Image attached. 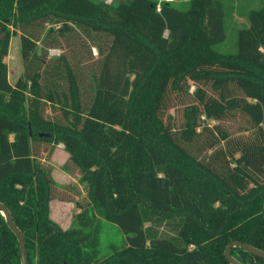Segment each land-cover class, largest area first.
<instances>
[{"label": "trees", "instance_id": "trees-1", "mask_svg": "<svg viewBox=\"0 0 264 264\" xmlns=\"http://www.w3.org/2000/svg\"><path fill=\"white\" fill-rule=\"evenodd\" d=\"M246 16L230 52L218 48L229 32L215 0H0V203L28 264H231L234 241L264 251V3ZM13 28L24 63L14 85L5 61ZM79 29L101 57L88 103L65 53L36 60L43 32L47 55L61 46L54 33ZM184 95L195 102L176 124L168 111ZM239 116L237 133L222 125ZM59 143L64 169L86 187L68 228L50 202L75 200L58 193L72 188L40 158ZM102 220L126 241L104 256ZM230 252L264 264L245 247ZM0 264H22L2 214Z\"/></svg>", "mask_w": 264, "mask_h": 264}, {"label": "rangeland", "instance_id": "rangeland-1", "mask_svg": "<svg viewBox=\"0 0 264 264\" xmlns=\"http://www.w3.org/2000/svg\"><path fill=\"white\" fill-rule=\"evenodd\" d=\"M110 3L112 0H104ZM167 2H176L177 0H159ZM219 2L224 9L226 14V23L229 32V39L220 44L218 48L223 51H236V29L239 27H244L248 25L247 12L252 8H259L264 3V0H215ZM61 23H49L47 25V30L49 27L53 29H58ZM15 29V28H13ZM16 34L12 37L9 53L5 57V61L8 65L9 81L12 85L16 83L18 78L24 73V63L21 54V31L20 29H15ZM46 36V31L42 33V39ZM55 38L61 43V46L51 47L46 55L45 49L42 45V39L38 42V47L36 50V60L37 58L42 59H55L60 54L65 53L69 58L70 62L74 66V69L78 75L83 99L86 103L90 102L93 96L94 81L96 76H98L101 66V57L99 55V50L97 46L93 45L92 39L85 36L82 30H77L76 32L69 33L65 39L58 33H54ZM102 40L104 36L101 37ZM99 41V38H98ZM195 90V85L192 84L190 88V93ZM192 95H184L183 98L175 96L173 100V107L168 111L171 115V120L176 124H179L182 120L180 113L181 108L189 103H194ZM51 109L47 108V112L50 113ZM211 126L218 123L215 120L207 121ZM222 125L228 128L231 132L237 133V130L245 125V120L240 116L236 119H227L222 121ZM264 125V124H263ZM67 151L63 143H59L54 148L53 152L48 155L47 152L41 151L40 158L46 164H50L53 168V174L55 180L62 185H69L72 189L59 190V195L73 197V206L65 203L62 206L61 201L53 200L51 202V213L50 216L53 220L61 222V225L68 227L69 225H76L78 222L74 219V215L77 214L75 208H77V201H84L86 198V187L84 183L79 181L80 175L76 172L71 175L64 169V164L68 160ZM72 209L70 210V208ZM75 207V208H74ZM81 211V209H79ZM70 223V224H69ZM67 224V225H65ZM149 225V224H147ZM69 226V227H70ZM125 235L122 231L112 223L102 220L101 222V232H100V251L101 255L104 256L112 251L114 247H119L125 244Z\"/></svg>", "mask_w": 264, "mask_h": 264}, {"label": "water", "instance_id": "water-1", "mask_svg": "<svg viewBox=\"0 0 264 264\" xmlns=\"http://www.w3.org/2000/svg\"><path fill=\"white\" fill-rule=\"evenodd\" d=\"M0 214L5 216V218L8 222V225L10 226L11 230L15 233V235L17 236V238L20 242L21 253H22V264H28L27 256H26L25 238H24L22 232L19 230V228L15 224V222L13 221V218H12V215H11L9 208L4 203H0ZM234 246L245 247L246 249H248L250 252L254 253L255 255H258V256L264 258V251L263 250H260V249L254 247L248 243H242V242L234 241V242H231L227 246L226 251H225L226 258L228 259V261L231 264H241L239 261L234 259L231 255L230 251H231V248Z\"/></svg>", "mask_w": 264, "mask_h": 264}, {"label": "crops", "instance_id": "crops-1", "mask_svg": "<svg viewBox=\"0 0 264 264\" xmlns=\"http://www.w3.org/2000/svg\"><path fill=\"white\" fill-rule=\"evenodd\" d=\"M11 83V82H10ZM11 139H13V135H11ZM67 154V156H68V158H69V153L67 152L66 153ZM52 174H53V172H52ZM53 177H54V174H53ZM55 179V178H54ZM53 200H58V199H53ZM53 200H51V202L53 201ZM59 201H61V205L62 206H64L65 205V203H67V204H70L71 206H73L74 204H73V201H63V200H59ZM51 202H50V209H51ZM75 208V207H74ZM72 209V207L70 208V210ZM79 209H81V208H79L78 206H77V208H75V212L76 213H79L80 211H79ZM50 213H51V211H50ZM56 222H58V221H56ZM59 223V222H58ZM60 225H61V222L59 223ZM70 224V223H69ZM65 225H67V224H65ZM63 228H68V227H66V226H63V225H61Z\"/></svg>", "mask_w": 264, "mask_h": 264}]
</instances>
